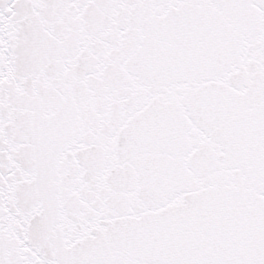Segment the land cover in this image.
Instances as JSON below:
<instances>
[{
    "label": "snow or ice",
    "instance_id": "obj_1",
    "mask_svg": "<svg viewBox=\"0 0 264 264\" xmlns=\"http://www.w3.org/2000/svg\"><path fill=\"white\" fill-rule=\"evenodd\" d=\"M0 264H264V0H0Z\"/></svg>",
    "mask_w": 264,
    "mask_h": 264
}]
</instances>
